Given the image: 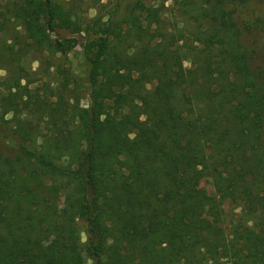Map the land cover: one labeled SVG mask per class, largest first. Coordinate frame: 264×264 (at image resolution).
<instances>
[{"label":"trees","instance_id":"1","mask_svg":"<svg viewBox=\"0 0 264 264\" xmlns=\"http://www.w3.org/2000/svg\"><path fill=\"white\" fill-rule=\"evenodd\" d=\"M0 22V264H264V0H0ZM58 30L92 36L88 106L25 63L75 46Z\"/></svg>","mask_w":264,"mask_h":264},{"label":"rangeland","instance_id":"2","mask_svg":"<svg viewBox=\"0 0 264 264\" xmlns=\"http://www.w3.org/2000/svg\"><path fill=\"white\" fill-rule=\"evenodd\" d=\"M102 1L107 2L109 0ZM167 5L169 6L168 10L165 11L164 17L166 19V26L171 27L174 23V12L172 11L170 2H167ZM98 13L105 14V10L101 9L98 11L97 9L90 7L87 8L83 14L86 16V18H90L97 15ZM13 25L14 24L3 25L0 22V43L2 41L12 40L15 34L13 30L15 29L14 27H16ZM55 34L64 38H75V46L62 56L59 54L49 55L47 52H43V57H40L39 53L35 52V50L31 48L25 57V63L28 69L39 71V75L41 74L43 76L42 82L50 79L49 76H46L45 70H50V75L52 78H56L60 77V74L57 73L58 68L67 69L68 72L73 76V83L71 84V87L75 91V95L79 97L80 105L88 106V93L84 82L86 80L87 72V55L84 51V45L92 36L91 34L85 33L83 31L73 33L69 30H58ZM55 34H53V36ZM147 87L152 88L153 85L149 84ZM231 208L232 207L229 204L226 206V209L230 210ZM62 214L65 215V212H62ZM75 221L80 227V243L84 248L87 243L86 223L80 218L76 219Z\"/></svg>","mask_w":264,"mask_h":264}]
</instances>
